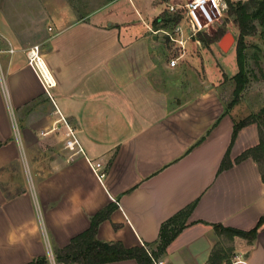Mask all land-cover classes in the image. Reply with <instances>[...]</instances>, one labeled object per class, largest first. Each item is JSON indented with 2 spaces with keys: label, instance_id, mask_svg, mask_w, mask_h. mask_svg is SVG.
<instances>
[{
  "label": "crops",
  "instance_id": "0c3cea01",
  "mask_svg": "<svg viewBox=\"0 0 264 264\" xmlns=\"http://www.w3.org/2000/svg\"><path fill=\"white\" fill-rule=\"evenodd\" d=\"M25 3L0 0V264H63L55 250L98 213L96 239L146 257L97 264H264V223L250 241L215 229L264 215L258 164L235 161L259 143L256 123L231 139L252 114L225 102L235 83L205 68L182 84L148 21L157 7L112 0L74 18L63 1L65 15L33 21ZM36 44L50 85L28 63ZM190 205L158 253L161 226Z\"/></svg>",
  "mask_w": 264,
  "mask_h": 264
},
{
  "label": "rangeland",
  "instance_id": "374dc122",
  "mask_svg": "<svg viewBox=\"0 0 264 264\" xmlns=\"http://www.w3.org/2000/svg\"><path fill=\"white\" fill-rule=\"evenodd\" d=\"M74 9L73 17L80 18L86 15L87 10L103 9L112 0H33L27 5V11L31 10L33 21L39 12L48 10L51 14L60 16L65 14L62 2ZM131 1V0H130ZM141 7H157L158 13L148 19L154 32L162 39L169 49V57H179V62L184 68L185 76L182 84L194 85L198 79L204 77L205 68L216 72L223 77L226 86L234 83L233 76L238 71L236 47L239 40V26L235 20L231 8L244 5L248 12L260 11L264 0H225L227 9L221 20L215 24L205 25L199 31H193L189 25L184 11L171 13L168 4L181 5L186 0H132ZM231 7V8H230ZM264 16V9L261 11ZM68 14L65 16L67 17ZM252 28L242 39V66L245 72V84L237 103L240 109L252 113L258 112L264 107V22L253 19ZM179 26L181 31H175ZM229 30L234 36V43L228 52H222L218 47L219 36ZM219 36V37H218ZM218 38V39H217ZM229 82V83H228ZM235 86V85H234ZM234 92V91H233ZM234 94H226L225 102L228 107L234 101Z\"/></svg>",
  "mask_w": 264,
  "mask_h": 264
},
{
  "label": "trees",
  "instance_id": "16d2710c",
  "mask_svg": "<svg viewBox=\"0 0 264 264\" xmlns=\"http://www.w3.org/2000/svg\"><path fill=\"white\" fill-rule=\"evenodd\" d=\"M231 8V7H230ZM264 9V2L262 4L261 10L248 12L247 7L244 5H239L238 7L231 8V13L234 14L235 20L239 26V40L236 47L237 53V62H238V71L233 76V80L235 83L234 88V96L235 99L232 102L231 106L236 104L239 98V93L244 87L246 78L245 72L242 66V39L243 35L248 34L249 30L252 28L251 22L253 19H259L262 23L264 22V16L261 11ZM222 35V32L219 36ZM218 36V37H219ZM218 39V38H217ZM249 123H256L258 126L259 132V143L244 151L239 157L235 159V161L242 160L246 157H252L254 161L258 164L260 175L262 181H264V107H262L258 112L252 113L247 117L241 119L236 122L233 126L232 132V141L234 140L237 131L247 125ZM231 165V161L228 158V152L224 155L222 162L220 164L219 170L225 169ZM193 205L186 207L185 209L178 212L174 215L170 220L164 223L160 228L159 235V245H158V253H162L164 251L165 246L168 242L182 229L185 223V218L191 211ZM102 215L100 213L96 214L91 221L90 227L81 232L80 234L71 238L70 242L55 250V257L57 262L63 264H97V263H105L110 261H116L120 259H125L129 257H135L138 261H142L141 259L146 257V254L142 249L134 248L127 249L120 243H107L102 242L96 239V225ZM264 223V215H262L256 225L248 231L233 229V228H218L215 226L216 230H224L231 232L232 235H239L243 238L248 239L249 241L256 237L258 229ZM39 263L43 260H38Z\"/></svg>",
  "mask_w": 264,
  "mask_h": 264
},
{
  "label": "built area",
  "instance_id": "2783aa9c",
  "mask_svg": "<svg viewBox=\"0 0 264 264\" xmlns=\"http://www.w3.org/2000/svg\"><path fill=\"white\" fill-rule=\"evenodd\" d=\"M168 9L171 13H177L178 11H184L188 25L193 31H199L203 29L205 25L215 24L221 20L225 9H227V3L225 0H186L181 5L168 4ZM181 31L179 26H176L175 31ZM39 46L36 44L28 51V63L40 75L44 84L50 85L51 81L45 71L44 63L38 54ZM179 57H173L170 59V65L174 66L177 63ZM75 140L67 142L69 147ZM91 168L99 179L104 177V172L101 171V164L99 162L91 164ZM230 264H235L232 262Z\"/></svg>",
  "mask_w": 264,
  "mask_h": 264
},
{
  "label": "water",
  "instance_id": "95a60500",
  "mask_svg": "<svg viewBox=\"0 0 264 264\" xmlns=\"http://www.w3.org/2000/svg\"><path fill=\"white\" fill-rule=\"evenodd\" d=\"M233 43H234V36L229 30H226L217 42L218 47L222 52H228L230 48L233 46Z\"/></svg>",
  "mask_w": 264,
  "mask_h": 264
}]
</instances>
